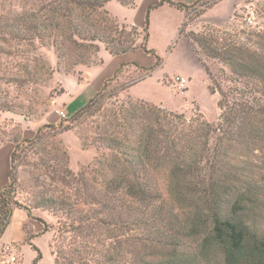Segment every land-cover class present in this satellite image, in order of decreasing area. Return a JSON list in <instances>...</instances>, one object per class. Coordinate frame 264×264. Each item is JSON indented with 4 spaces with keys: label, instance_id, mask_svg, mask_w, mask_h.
I'll use <instances>...</instances> for the list:
<instances>
[{
    "label": "trees",
    "instance_id": "trees-1",
    "mask_svg": "<svg viewBox=\"0 0 264 264\" xmlns=\"http://www.w3.org/2000/svg\"><path fill=\"white\" fill-rule=\"evenodd\" d=\"M5 1L10 4L0 15L5 42L13 40L22 47L38 40L52 46L59 66L65 64V74L74 73L79 64L102 63L100 43L112 55L142 49L155 57L151 65L122 64L72 116H102L93 142L110 153L95 165L79 174L67 165V150L57 137L77 125L47 123L31 140L39 145L37 153L45 155L37 166L49 172L53 157L48 145L56 144L66 164L60 171L54 169L51 178L64 186L70 187L73 180L77 185L75 193L62 189L48 198L50 204L41 205L60 211L65 217L61 232L72 234L67 251L52 250L57 264H264V30L248 32L244 39L239 32L238 38L205 32L190 36L208 75V89L219 95L221 112L213 123L201 113L187 118L131 95L106 106L107 88L127 66L147 74L126 81L121 91L151 76L163 63L148 46L151 9L167 3L184 10L188 5L161 0L148 8L140 29L111 16L106 8L111 0H16L22 3L20 11L13 9V0ZM117 1L136 5V0ZM27 51L20 49L18 55ZM206 59L219 60L228 71L223 67L214 73ZM27 60L21 72L1 74L0 81L29 87L53 75L49 63L30 65ZM13 106L0 100L2 110ZM16 181L11 168L0 191V239L13 209L21 206L14 198ZM76 193L83 196L84 206ZM31 246L37 251L33 264H41V250Z\"/></svg>",
    "mask_w": 264,
    "mask_h": 264
},
{
    "label": "rangeland",
    "instance_id": "rangeland-1",
    "mask_svg": "<svg viewBox=\"0 0 264 264\" xmlns=\"http://www.w3.org/2000/svg\"><path fill=\"white\" fill-rule=\"evenodd\" d=\"M13 1V9L20 11L22 3ZM160 1L157 0V3ZM215 1L198 0L192 5L186 6L183 10L185 19L181 26L182 33L180 36L181 14L168 6L154 10L150 16L148 46L154 48L163 57V63L154 70L151 76L137 81L130 90L128 87L121 91V86L126 81L147 74L145 70L134 71V67L127 66L118 79L107 88L105 93L107 96L106 106L111 107V104L122 102L131 95L133 98L147 99L151 103L170 111L184 113L187 118H192L201 113L210 122L217 123L221 112L217 105L219 95L210 93L208 89L210 83L208 75L191 45L190 36L192 33L205 32L215 33L220 38H229V36L238 38L236 34L239 32L244 39L248 32L264 30V0H234L231 12H226L224 7H221L217 12H208L216 3ZM9 7L8 1L0 0V15L7 13L6 10ZM106 8L111 16L117 18L121 24L124 21L116 14L123 16L127 12H136L117 0L109 1ZM243 31L246 33L244 34ZM10 42H5L0 35V66H2L0 75L6 73L15 75V72H21V66L29 61L28 58L31 60L30 65H35L37 62L49 63L54 67L53 75L45 83L28 87L8 81H0V100L14 105L13 110L0 109V144L5 141H12L16 146L15 151L13 150L15 155L11 164L12 170L17 175L14 198L21 204L20 207L29 206L30 211L35 212L34 218L44 224L51 232L52 250L55 252L62 249L67 251V243L69 244L72 234L61 232L65 219L64 215L51 207L41 205L50 204L48 198L60 193L62 189L69 193L73 191L75 193V186L77 185L73 180L70 187L64 186L61 182L51 178V173H55L53 172L54 169L62 170L66 162V158H62V153L54 148L57 146L56 144L48 145L50 155L53 157L50 162L54 168H50L51 171L49 172L45 168L37 166V162L41 158H45L42 152L37 153L39 145L31 143L38 129L27 131L25 134L22 129L25 121H32V123H28V126H37L40 119L54 109L51 101L55 95L63 91L56 75L65 73V64L59 66L55 49L50 45H42L38 40L33 45L22 47L13 40ZM100 48H106L105 44L100 43ZM20 49L30 51H27L26 55H18ZM145 55L155 61V57H152L151 54L145 53ZM205 62L214 73H219L223 67L228 71V68L222 65L219 60L206 59ZM75 68L74 72H76ZM8 75L5 76L9 77ZM177 75H185L190 79L186 87H180L177 84L175 81ZM112 91H114L113 94H111ZM72 116L61 117L57 122L50 123L57 124L61 128L68 124L77 125L75 128L59 133L57 138L61 140L67 150L69 169L73 173L79 174L87 166L95 165L98 158L102 155H108L110 151L93 142L100 130L98 126L103 124L102 116L99 113L88 116L82 115L78 120H73ZM48 131L50 129L45 130V132ZM80 136L83 138L81 139ZM51 140L52 138H49V141ZM82 141L87 142V144H83ZM89 174L91 176L96 175L95 172ZM163 191L166 193L164 188ZM76 194V197L74 195L75 199L83 205V196L80 193ZM37 246L43 252L42 263H53L54 258L48 250V237L38 238ZM12 256H15L16 260L7 262ZM34 257L35 250L30 246H27L23 254V251L18 250V248H8L5 244L0 243V264L3 260L6 261V264H21V261L22 264H33Z\"/></svg>",
    "mask_w": 264,
    "mask_h": 264
},
{
    "label": "crops",
    "instance_id": "crops-1",
    "mask_svg": "<svg viewBox=\"0 0 264 264\" xmlns=\"http://www.w3.org/2000/svg\"><path fill=\"white\" fill-rule=\"evenodd\" d=\"M174 1L185 5H192L198 0ZM155 5H157V0H136V5L134 7L128 6L130 9H133L136 12H127L123 16H119L116 14V16L128 23L129 25H136L140 29H142L145 25L148 8L150 6ZM233 5L234 0H218L208 10V12H217V10L221 9V7H224L226 12H231ZM164 6H168L169 8L181 14L180 22L182 25L185 19V12L182 9H179L175 6H171L167 3L152 8L150 11V16L154 10ZM145 53L146 52L142 49H136L134 51H129L126 53L112 55L106 48H102L99 51V55L103 59L102 63L93 65L79 64L76 66V72L74 73L57 74V81L62 85L63 91L53 97L51 105L54 109L51 110L49 113L45 114L40 119V122L37 126H28V123H32V121H25V123H23L22 128L23 133L25 134L27 131H36V129H38L43 124L57 122L58 120H60L61 116L56 112L57 109H63L66 116H72L82 106L87 104L95 96V94L103 88L106 80L112 77L122 64L131 62H138L141 65L153 64L154 60L151 59V57H147ZM134 69V71H137L135 67ZM180 76L188 78L185 75ZM188 80L190 82L189 78ZM133 85L129 87V90ZM14 148L15 143L12 141H5L0 144V191L3 186L9 181V171L11 169V155ZM34 213L35 212H31L24 207H15L13 209L10 222L5 232L3 233V236L0 239V243L3 245L5 244V246H7L8 248H18V250H22L24 254V251L27 246L32 247L31 243L37 245L38 238L42 236H47L48 250L54 258V262L51 264H57L56 255L53 253L50 244L51 232L45 229L44 224L34 218ZM39 249L41 250L43 259L42 249L40 247ZM36 256L37 251L35 250L34 259L36 258ZM42 259L41 264H43Z\"/></svg>",
    "mask_w": 264,
    "mask_h": 264
},
{
    "label": "built area",
    "instance_id": "built-area-1",
    "mask_svg": "<svg viewBox=\"0 0 264 264\" xmlns=\"http://www.w3.org/2000/svg\"><path fill=\"white\" fill-rule=\"evenodd\" d=\"M175 81L177 82V84L180 86V87H186L187 86V83H188V78H185L183 76H180V75H177L175 77ZM56 112L61 116V117H66V114L64 112V110H56ZM16 260V257L15 256H12L10 258V260H7V262H14ZM1 264H6V261L3 260Z\"/></svg>",
    "mask_w": 264,
    "mask_h": 264
}]
</instances>
